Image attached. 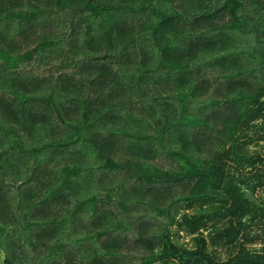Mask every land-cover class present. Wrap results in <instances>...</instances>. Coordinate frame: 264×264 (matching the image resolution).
Returning <instances> with one entry per match:
<instances>
[{
    "label": "trees",
    "instance_id": "1",
    "mask_svg": "<svg viewBox=\"0 0 264 264\" xmlns=\"http://www.w3.org/2000/svg\"><path fill=\"white\" fill-rule=\"evenodd\" d=\"M262 137L264 0H0V264H264Z\"/></svg>",
    "mask_w": 264,
    "mask_h": 264
},
{
    "label": "rangeland",
    "instance_id": "2",
    "mask_svg": "<svg viewBox=\"0 0 264 264\" xmlns=\"http://www.w3.org/2000/svg\"><path fill=\"white\" fill-rule=\"evenodd\" d=\"M259 145L256 144V139L253 140V142H250V148L251 150L253 148H256L258 150H261V152H264V137H262L261 139H259L258 141ZM256 192L258 194H261L262 196H264V187L260 186L257 188ZM198 204H195L194 207L190 208L189 210L191 212H195L197 210ZM174 228L176 227V229H179V227L177 226V224H174L173 226ZM208 230L210 229H206L204 232L205 234L208 233ZM250 234H249V238L253 239H249L247 237H245L244 235H241L240 240L241 241H245L246 246L252 248V249H261L264 247V221H255L250 225L249 228ZM174 238L180 242V243H184V244H192V240L191 235L186 234L184 231H178L174 234ZM209 248L211 250H215L217 251V253L219 254V256L223 259L227 258L229 256V252L230 249L225 248L224 246H222L219 242L218 243H214L211 240L209 241ZM155 264H162L161 262H157ZM171 264V263H170Z\"/></svg>",
    "mask_w": 264,
    "mask_h": 264
}]
</instances>
